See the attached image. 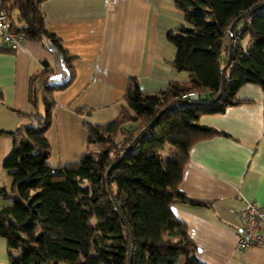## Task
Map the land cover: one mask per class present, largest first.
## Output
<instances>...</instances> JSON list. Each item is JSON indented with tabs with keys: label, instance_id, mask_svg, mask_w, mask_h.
<instances>
[{
	"label": "trees",
	"instance_id": "16d2710c",
	"mask_svg": "<svg viewBox=\"0 0 264 264\" xmlns=\"http://www.w3.org/2000/svg\"><path fill=\"white\" fill-rule=\"evenodd\" d=\"M41 1L6 0L5 5L13 27L24 37L50 39L60 48L70 77L60 84L48 83L54 70L51 61L43 59V68L29 77L28 98L33 109H17L27 120L13 130L0 129L14 141L3 160L12 175L14 197L0 207V235L8 243L9 264H126L130 233L114 208L107 178L133 230L132 264H209L198 255L199 244L187 223L175 214L173 203L213 202L189 196L181 188L189 151L200 139L227 134L200 122L201 113L221 112L251 101L237 96L245 82L264 86V6L239 18L230 38V23L260 0H174L185 21L166 32L175 45L170 63L188 71L189 78L171 79L166 86L147 92L138 77L130 75L115 117L105 122L83 120L88 146L80 158L53 163L47 136L56 106L53 93L74 79L76 55L47 28ZM246 37L248 41H244ZM224 64L226 89L214 102ZM200 87L208 88L206 95L185 98L166 109L106 177L109 165L161 107L182 98V92ZM91 143L97 150H90ZM0 191L7 195L5 188Z\"/></svg>",
	"mask_w": 264,
	"mask_h": 264
},
{
	"label": "crops",
	"instance_id": "0c3cea01",
	"mask_svg": "<svg viewBox=\"0 0 264 264\" xmlns=\"http://www.w3.org/2000/svg\"><path fill=\"white\" fill-rule=\"evenodd\" d=\"M40 5L47 28L76 55L74 79L53 93L54 120L47 130L53 163L81 155L87 140L84 119L105 122L118 114L130 75H136L147 92L171 79L189 78L188 71L170 63L175 45L166 32L185 21L174 0H42ZM0 48H8L0 49V129L13 130L27 120L17 109H33L30 75L43 68V59L51 61L50 69L56 67L46 41L22 37L18 47ZM237 96L251 101L199 115L200 122L227 134L191 146L181 182L186 194L211 199L212 204L173 203L175 214L199 244L198 255L209 264H264V244L237 245L238 211L245 199L264 205V86L245 82ZM13 143L12 135L0 133V189L7 191H0V207L14 197L12 175L3 165ZM0 264H9L2 235Z\"/></svg>",
	"mask_w": 264,
	"mask_h": 264
},
{
	"label": "water",
	"instance_id": "95a60500",
	"mask_svg": "<svg viewBox=\"0 0 264 264\" xmlns=\"http://www.w3.org/2000/svg\"><path fill=\"white\" fill-rule=\"evenodd\" d=\"M264 6V0H260L257 1L255 3H253L250 7H248L247 9H245L243 12H241L229 25L228 27V33L230 38L234 37V24L236 23V21L246 15H250L252 14L256 9L260 8ZM46 46L48 49H50L53 53V59H54V63H55V71H53L52 73H50V75L48 76V83L50 84H60L65 82L69 77H70V69L65 61L64 58V54L62 53V51L60 50V48L50 39L46 40ZM232 48H233V42L230 41L229 42V58L231 56L232 53ZM226 68H227V64H224L221 68V73H222V82H221V88L219 90V92L217 93V95L214 98V102L219 100L220 96L222 95V93L225 91L226 89V84H227V78H226ZM186 99L185 98H177L174 99L168 103H166L163 107H161L157 113L154 115V117H152L137 133H135V135L133 136V138L131 139V141L127 144V146L123 149L122 153L120 154V156L109 165V167L106 170V177H108V172L109 170L114 167L123 157L126 153H128L129 150H131L139 141V139L145 135L149 129L158 121V119L160 118V116L162 115V113L168 109L171 105L175 104V103H182L185 102ZM107 189L108 192L111 196V199L113 200V204H114V208L116 209L117 214L119 215V217L124 221L125 225L127 226L129 233H130V239H129V244H128V258H127V263L126 264H132V257H133V230L131 227L130 222L128 221V219L125 217L123 211L121 210L119 204L117 203V201L114 198V195L112 193L111 190V186L110 183L108 181L107 178ZM200 249V247H199Z\"/></svg>",
	"mask_w": 264,
	"mask_h": 264
},
{
	"label": "built area",
	"instance_id": "2783aa9c",
	"mask_svg": "<svg viewBox=\"0 0 264 264\" xmlns=\"http://www.w3.org/2000/svg\"><path fill=\"white\" fill-rule=\"evenodd\" d=\"M6 0H0V47L16 48L20 44L23 33L13 27L10 12L5 5ZM208 88L200 87L182 92V98H199L206 95ZM239 247L264 244V205L253 199H245L238 211Z\"/></svg>",
	"mask_w": 264,
	"mask_h": 264
},
{
	"label": "rangeland",
	"instance_id": "374dc122",
	"mask_svg": "<svg viewBox=\"0 0 264 264\" xmlns=\"http://www.w3.org/2000/svg\"><path fill=\"white\" fill-rule=\"evenodd\" d=\"M13 14H14V16H16L17 15V10H14V12H13ZM53 120H54V113H53ZM53 120H52V123H53ZM92 122H94V121H92ZM104 122V121H103ZM51 126V125H50ZM49 129V128H48ZM87 140H86V145H85V147H84V150H86L87 149ZM89 148H90V150H93V151H95V150H97V148H98V146L96 145V144H94V143H91L90 145H89ZM172 149V147H170V150ZM84 150H82V151H84ZM83 153V152H82ZM82 153H81V155H82ZM80 155V156H81ZM80 156L78 157V158H76V159H71V160H67V161H74V160H77V159H79L80 158ZM54 158H56V155L54 156ZM55 160V159H54ZM62 162H64V161H62ZM19 251H20V247H18V249H17V251L15 252L16 254H18L19 253Z\"/></svg>",
	"mask_w": 264,
	"mask_h": 264
}]
</instances>
